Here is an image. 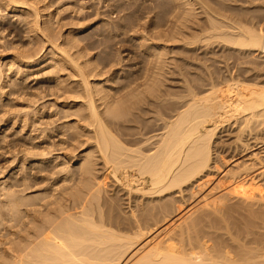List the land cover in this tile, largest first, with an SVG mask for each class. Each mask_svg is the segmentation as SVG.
<instances>
[{"label": "bare ground", "instance_id": "1", "mask_svg": "<svg viewBox=\"0 0 264 264\" xmlns=\"http://www.w3.org/2000/svg\"><path fill=\"white\" fill-rule=\"evenodd\" d=\"M2 1L6 7L27 8L32 31L50 45V66L71 72L68 78L76 83L69 87L67 80L61 95L68 100L63 103L66 121L56 137L66 147L65 161L55 166L61 165L60 170L52 169L57 181L45 183L48 148L27 138L20 140L21 153L46 174L44 183L22 176L13 182L6 177L0 184V264H264V86L232 76L233 81L218 86L210 77L207 89L187 82L185 95L165 99L159 90L168 45L158 42L146 47L156 62L151 79L148 75L117 86L120 81L113 78L108 88L97 79L104 75L97 59L84 58L88 47L79 49L75 37L62 45L53 41V16L45 12L50 5L44 7L42 27L37 4L43 0ZM170 1L174 11L185 15L180 14L184 21L175 16L178 24L169 33L158 32L172 43L181 38L186 18L210 5H202L208 0ZM209 11L208 38L249 55L264 52V30L246 24L245 11L230 19ZM161 25L152 22L155 29ZM3 77L0 70V82ZM21 86L14 80L0 86L3 107L22 94ZM232 119L234 125L224 124ZM74 160L76 167L71 166Z\"/></svg>", "mask_w": 264, "mask_h": 264}, {"label": "rangeland", "instance_id": "2", "mask_svg": "<svg viewBox=\"0 0 264 264\" xmlns=\"http://www.w3.org/2000/svg\"><path fill=\"white\" fill-rule=\"evenodd\" d=\"M2 2H0V67L2 68H0V70H2L4 77L3 81L0 82V86H3L4 84L10 85L14 80V82H19L22 85L20 92L22 94H20L19 97H14L16 98V101L11 102L9 106H6V108L3 107L5 98L3 97L4 99H0V184H2L3 181L6 180H9V182H13L11 181V178L22 179V176H29L31 179L34 178L33 181L44 183L42 177L47 174L46 172L51 173L52 169L60 170L61 165L58 168H56L55 166L65 161L63 159V156L65 154V150L63 148L66 146H60L61 139L59 137H56L57 130L59 129V127H61L63 122L66 121L64 118H62L64 115L63 105L65 103H68V100H64L65 97H67L66 94L65 96L61 95H63L66 88H68L65 85L66 81L68 80L67 83H70V85L67 84V86L70 87L71 85H74V81L76 83V78L72 77L73 74L71 72H67V70L64 71L62 69L61 71V67L57 66L56 68H53L50 66V45L48 43V40H46V37H39L35 32L32 31L33 24H31V22L33 21V18L32 15L29 16L30 13L27 14V8L23 6L14 7L12 4V6L6 7V3L4 1ZM40 2L37 4L39 11L41 10L40 14L42 16V18L40 17L39 20L40 26H44L43 14H50L51 12V15L53 16H51L53 23L52 28L54 30L53 41L59 45H62V42H65L68 37L69 39L75 37L77 38L76 42H78L79 44V49H81L82 46L85 48L88 47V52H85L87 57L84 58L97 59L99 68H104V75L102 74V76H100V78L97 77V79L102 80L103 84L105 83L104 85L107 87L113 86V78L117 79L116 82L120 81L117 82V86L125 82V80L131 82L136 81L139 78L143 79L145 78V76H147L148 79V75H150L151 79V77L155 75H153V73H155L156 71L154 70L156 68V62L153 56L151 58V51L149 52L148 50H146V47L151 43L157 44L158 42L159 46H164L163 48L168 45L165 49V52L168 51L166 55V65L161 70L162 72H160V74H163V76L161 75V77L164 85L161 84L163 89H161L162 91H159L161 93V96L163 94L162 97H164L165 99H169L166 96L170 94V99L174 97V100H176L177 96L185 95L190 86L195 89H205L206 87L209 88L214 78L216 81L213 80V83L217 84L218 86H223V84L225 83L228 84L230 80H241L242 82H244V84L252 83L253 85L259 84V86H264L263 51H255L254 54L249 55L248 50H237L232 48L231 46L230 48L228 44L225 46V42H222V40H220L221 42L218 39L212 38V40L208 38L210 36L206 35L212 34V30L209 29V19H207L209 9V13H211V15L213 16L214 14H216L215 17L220 16L219 19H222L224 17L227 19H230L232 17L235 18V16L238 15V12L240 13L239 10H241V12L245 11V15L248 18L245 15L244 17H242L243 19L241 17L240 18L245 23L246 21L249 22H247L246 24L254 22L250 25L254 27L256 26L255 28L262 27V29L264 30V0H208L207 3L211 2V4H207L205 1L206 4L203 3L202 5H204V7L206 5L205 8L209 7L208 10L204 9L206 10L207 14L203 10V6L202 9L199 6L198 8H200V10L196 12L198 16L196 15L195 17L186 18L187 21L190 18L189 20H191L192 22L190 21L189 23H187V21H185L186 28L183 27L182 30L184 34L182 35L185 38H183L181 35V38L177 40L179 42L172 39V43L171 41H168V43L164 40V37L161 38V35L159 36L158 34L161 30L165 31L166 29L168 30L167 33H169L173 29V27L178 24L177 19H180L181 21L184 19L182 17H185V15L182 13L183 11L181 12V9L178 12L174 11L170 6V0H43ZM45 5H50L49 8H51L45 11L46 13L44 12ZM171 10H173L174 12ZM201 10H203L204 12ZM247 11L249 12V14ZM172 12L174 14L177 13L178 16L177 14H175L173 17ZM212 12L214 14H212ZM204 13L206 15H203ZM180 14H183L182 17L180 16ZM175 16L176 18H178L176 19ZM154 20L159 21L162 24V27L159 26L160 28H153L152 22ZM26 22H28L29 25ZM170 27L172 28L171 30L168 29ZM189 27L191 30L188 29ZM148 33L150 35H148ZM154 34L155 36H153ZM194 35H196V37ZM201 35H203V37ZM158 36L159 38H157ZM154 37H156V40H154ZM204 37L207 38V40L204 39ZM199 39H204V44L202 40H200L199 42ZM195 41H198L200 45ZM141 42H144V44L141 45ZM187 42L192 44H189ZM75 50H71L69 53H74ZM17 54H19L20 56ZM29 56H32L33 58H30ZM80 62H83V59H81L79 63ZM68 73H71V77L73 79H71L70 76L68 78ZM116 76L118 77L116 78ZM231 76L235 79L232 80ZM210 77H212L213 79ZM93 80L95 79H91V81ZM204 80L206 86L204 85ZM208 80L210 81L208 82ZM139 81H141V79ZM60 82H64L63 86L65 87L60 86L59 88V84H61ZM187 82L190 83L189 88L187 86ZM64 88L65 90H63ZM160 88L161 86L159 87V89ZM7 89L8 88H6V90ZM58 89H62L63 92L58 91ZM171 95L173 97H171ZM69 102H71V99H69ZM56 105L59 107H57ZM233 119L235 120V118ZM233 119L232 121H228L230 122V124L228 122L224 124L234 125L232 124V122H234ZM120 125H123V120L120 121ZM27 138H30L29 140L34 142L36 146L41 145L45 148H48L47 152L49 153V157L47 156V158H45L48 161H45L47 169L43 171V173H46L44 174V176L41 175L42 173L39 167H36L37 164H35L34 160H32L29 156L24 157L23 153H21L22 147H20V140H25ZM78 153H80V151H77L76 154ZM54 158L57 159L55 162L49 161V159L52 160ZM38 160H40V158H38ZM76 164L77 160H74L72 161L71 166L76 167ZM42 167L44 168L45 164L44 166H41V168ZM57 170H52V173L54 171L56 172ZM50 173L47 174L49 180H47L45 183L48 182L51 184V179L53 182L57 181L58 178L54 179V176L56 177V175H54V173ZM49 175L51 176V178ZM39 177H41L42 179Z\"/></svg>", "mask_w": 264, "mask_h": 264}]
</instances>
